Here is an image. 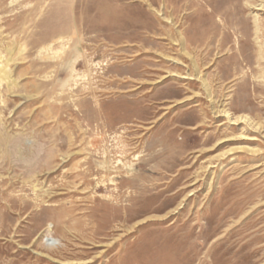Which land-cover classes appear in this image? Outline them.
<instances>
[{"label": "rangeland", "instance_id": "1", "mask_svg": "<svg viewBox=\"0 0 264 264\" xmlns=\"http://www.w3.org/2000/svg\"><path fill=\"white\" fill-rule=\"evenodd\" d=\"M260 3L0 0V264H264Z\"/></svg>", "mask_w": 264, "mask_h": 264}, {"label": "bare ground", "instance_id": "2", "mask_svg": "<svg viewBox=\"0 0 264 264\" xmlns=\"http://www.w3.org/2000/svg\"><path fill=\"white\" fill-rule=\"evenodd\" d=\"M210 4V3H209ZM255 6V5H254ZM260 8H258L257 7V10H264V3H260V5H258ZM254 8V7H253ZM264 12V11H263ZM170 20V19H169ZM259 22V21H258ZM255 23V22H254ZM260 24V23H259ZM258 24V25H259ZM255 29V28H254ZM255 31V30H254ZM263 33V32H262ZM261 33V34H262ZM255 34V33H254ZM258 36H259V34H258ZM181 44V43H180ZM179 44V45H180ZM258 53V52H257ZM262 55V54H261ZM257 56H258V54H257ZM258 58V57H257ZM260 58V57H259ZM258 60H260V59H258ZM0 73L2 74L1 75V78L3 79V81L4 80H7V81H9V79H10V77H9V75H8V73L4 70V69H0ZM181 79H187V78H185V77H183V78H181ZM201 79V78H200ZM218 113H224V115L226 114L227 115V112L225 111V110H221L220 112H218ZM237 117V116H236ZM242 118H244V117H242ZM228 119V118H227ZM241 119V118H240ZM237 121V120H236ZM104 164H105V162H104ZM103 164V165H104ZM105 166V165H104ZM117 166V165H116ZM123 167V166H122ZM117 168V167H116ZM119 168V167H118ZM102 186H104L103 184H102ZM101 187V186H100ZM109 194V193H108ZM104 199V198H103ZM72 210V209H71ZM145 220V219H144ZM48 228V227H47ZM49 238V237H48Z\"/></svg>", "mask_w": 264, "mask_h": 264}]
</instances>
